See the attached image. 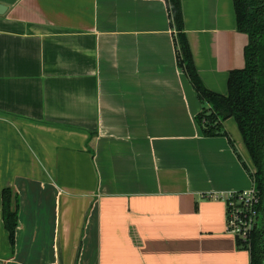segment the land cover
Masks as SVG:
<instances>
[{
	"label": "crops",
	"instance_id": "1",
	"mask_svg": "<svg viewBox=\"0 0 264 264\" xmlns=\"http://www.w3.org/2000/svg\"><path fill=\"white\" fill-rule=\"evenodd\" d=\"M0 4V264H251L215 196L250 190L254 167L229 120L203 136L167 0ZM181 5L197 72L226 95L249 42L233 1Z\"/></svg>",
	"mask_w": 264,
	"mask_h": 264
},
{
	"label": "trees",
	"instance_id": "2",
	"mask_svg": "<svg viewBox=\"0 0 264 264\" xmlns=\"http://www.w3.org/2000/svg\"><path fill=\"white\" fill-rule=\"evenodd\" d=\"M237 29L248 36L245 49L246 66L232 71L228 93L221 95L209 90L197 72L190 44L185 32L181 0H167L172 26L176 31L178 64L195 88L203 109L196 117L204 137H228L224 123L233 119L250 155L254 186L259 198L258 223L245 243L251 264H264V0H232ZM20 198L13 189L2 193L4 227L14 248L19 226Z\"/></svg>",
	"mask_w": 264,
	"mask_h": 264
},
{
	"label": "built area",
	"instance_id": "3",
	"mask_svg": "<svg viewBox=\"0 0 264 264\" xmlns=\"http://www.w3.org/2000/svg\"><path fill=\"white\" fill-rule=\"evenodd\" d=\"M215 197L226 204L228 232L237 241L247 242L258 223L259 198L254 184L250 190L230 191Z\"/></svg>",
	"mask_w": 264,
	"mask_h": 264
},
{
	"label": "rangeland",
	"instance_id": "4",
	"mask_svg": "<svg viewBox=\"0 0 264 264\" xmlns=\"http://www.w3.org/2000/svg\"><path fill=\"white\" fill-rule=\"evenodd\" d=\"M226 126H227L229 129H231L232 126H235L236 129L238 128L236 122H235L233 119L229 120L228 123L226 124ZM253 172H254V170H253Z\"/></svg>",
	"mask_w": 264,
	"mask_h": 264
},
{
	"label": "water",
	"instance_id": "5",
	"mask_svg": "<svg viewBox=\"0 0 264 264\" xmlns=\"http://www.w3.org/2000/svg\"><path fill=\"white\" fill-rule=\"evenodd\" d=\"M7 6L0 4V15H4L7 12Z\"/></svg>",
	"mask_w": 264,
	"mask_h": 264
}]
</instances>
